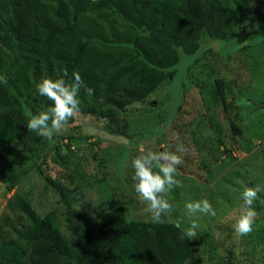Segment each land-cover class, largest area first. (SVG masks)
Listing matches in <instances>:
<instances>
[{"label":"trees","instance_id":"16d2710c","mask_svg":"<svg viewBox=\"0 0 264 264\" xmlns=\"http://www.w3.org/2000/svg\"><path fill=\"white\" fill-rule=\"evenodd\" d=\"M0 3L1 196L26 175L23 165L34 164L49 147L56 155L52 159H60L63 135L49 142L26 129L32 115L52 106L37 92L42 78L57 79L67 69L69 81L78 72L94 90L89 96L82 87L80 101L95 104L102 115L110 108L123 111L142 103L163 79H172L181 55L197 52L204 37L230 39L229 19L237 9L236 0ZM253 13L248 39H264V12ZM157 126L151 134L160 130ZM37 169L63 209L39 213L28 198L15 201L0 216V264H183L189 257L191 241L179 239L184 230L177 224L132 220L123 203L102 209L93 220L82 219L75 211L79 185Z\"/></svg>","mask_w":264,"mask_h":264},{"label":"rangeland","instance_id":"374dc122","mask_svg":"<svg viewBox=\"0 0 264 264\" xmlns=\"http://www.w3.org/2000/svg\"><path fill=\"white\" fill-rule=\"evenodd\" d=\"M236 2L230 39L204 37L197 52L181 55L174 77L163 79L142 103L102 115L95 104L81 101L79 114L57 134L64 137L58 139L60 159H52L49 147L34 164H24L26 175L0 195V216L22 198L39 213L63 209L44 187L40 166L55 180L79 185L75 211L82 219L123 203L128 218L150 220L135 191L132 160L148 150L175 152L182 143L187 151L175 174L181 186L165 194L174 211L164 221L184 231L193 220L199 224L183 264H264V191L254 204L253 231L240 236L234 227L244 212L243 190L264 189V39H248L254 9L264 12V0ZM157 125L160 130L151 134ZM204 199L216 216L190 217L185 205Z\"/></svg>","mask_w":264,"mask_h":264},{"label":"clouds","instance_id":"9594fccd","mask_svg":"<svg viewBox=\"0 0 264 264\" xmlns=\"http://www.w3.org/2000/svg\"><path fill=\"white\" fill-rule=\"evenodd\" d=\"M67 69L62 71V76L57 79L42 78L37 85L39 95L52 102L47 111L32 115L26 124V129L36 133L39 137L52 142L55 135L64 132L69 122L79 114L81 101L79 93L83 87L89 96L94 90L84 84L78 72H73L69 81ZM0 79H4L0 77ZM185 146L181 143L176 146V151L148 150L132 160L134 169L133 179L135 191L139 199L146 205L145 211L150 214L155 224H163L164 217L174 211L173 205L166 199L165 194L181 186V181L176 178L179 165L183 163ZM179 153V154H178ZM214 187V186H213ZM264 191L260 186L246 187L242 193L244 212L235 224V232L240 236L249 235L253 231L257 212L254 204L258 194ZM190 217L199 219L198 214L216 216V210L207 200L189 202L185 205ZM180 227V224H177ZM199 224L193 220L190 226L181 234L180 240H194L198 237Z\"/></svg>","mask_w":264,"mask_h":264}]
</instances>
